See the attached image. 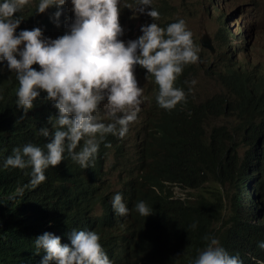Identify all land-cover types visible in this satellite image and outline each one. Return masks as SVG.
Returning a JSON list of instances; mask_svg holds the SVG:
<instances>
[{
    "label": "clouds",
    "instance_id": "clouds-1",
    "mask_svg": "<svg viewBox=\"0 0 264 264\" xmlns=\"http://www.w3.org/2000/svg\"><path fill=\"white\" fill-rule=\"evenodd\" d=\"M69 2L72 22L63 35L53 39L44 36L40 27L26 24L22 16H14L15 12L23 16L29 13L28 7L34 4L30 0H0V62L6 61L17 80L16 107L26 115L41 101L51 110L50 126L37 130L43 137L42 142L15 146L0 161V168L30 170L27 184L16 189L19 195L25 188H35L45 182L47 174L58 168L65 153V160L69 156L81 168H88L92 159L96 162L100 142L106 134L120 138L131 136L126 133L130 123L137 119L144 99L134 73L136 65L146 77L150 74L154 78L158 86L155 100L160 109L175 107L172 109L175 110L186 100L181 101L185 91L174 86V82L187 64L198 60V48L185 20L180 18L161 27L155 20L160 13L151 6L153 0H134L133 4L124 5L134 15L142 13L153 18L151 23L140 26V35L127 42L118 38L123 32L118 19L121 0H38L35 13H43L55 5L53 17L59 24L60 6ZM200 45L204 48L201 39ZM157 117L149 119L150 122ZM144 125L145 132L151 125L148 121ZM117 153L110 148L107 155ZM122 158L133 169L132 161L124 155ZM67 179L72 185L78 182L79 192L75 189L74 199L69 201L62 182L49 193L51 209L46 217L64 214L65 205H69V220L80 229L68 234L69 243L50 231L37 235L33 240L34 252L43 253L41 258L34 254L38 264H115L102 246L106 244L105 233L91 225L100 207L89 197L95 189L91 182H82L76 173ZM170 185L179 200L193 199L188 194L184 197L177 194L178 190L187 191L182 184ZM133 207L141 216L153 213L143 199ZM106 208L113 217L114 213L119 217L131 214L119 191L106 200ZM99 212L103 216L102 210ZM49 223L55 225V222ZM59 223L64 225V218ZM188 227L195 229L196 221ZM203 239L205 245L197 250L189 264H243L239 254H230L216 235L208 233ZM257 243L264 249V240ZM256 264L264 261L257 260Z\"/></svg>",
    "mask_w": 264,
    "mask_h": 264
},
{
    "label": "trees",
    "instance_id": "trees-1",
    "mask_svg": "<svg viewBox=\"0 0 264 264\" xmlns=\"http://www.w3.org/2000/svg\"><path fill=\"white\" fill-rule=\"evenodd\" d=\"M36 3L28 7V14L21 15L22 19H26L25 23L34 27L39 25L44 34L58 31L59 24L53 17L57 7L53 5L43 13H35ZM152 7L160 13L159 17L155 18L158 25L166 26L168 23L163 20L165 11L173 6L168 0H161ZM61 8H65L64 5H61L60 10ZM64 15L62 9L59 22L63 21ZM31 17H34L33 20ZM228 36L232 34L223 31L220 33L223 40ZM195 65L196 62L189 63L183 68L186 72L185 81L183 78L178 79V85L185 91L181 100H186L184 104L175 110H172L175 107L169 110L155 107L158 113L166 114L159 119L161 125L155 123L158 117L152 120L140 144L135 142L126 145L131 136L111 137L113 146L110 148H114L133 164V169L127 170L121 192L125 195L126 200H123L130 213L138 200L143 199L148 205L152 194V186H147L148 180L155 183L168 178L172 180L171 183L182 184L184 190L197 191L208 185L212 187V191L207 196L180 200L182 202L173 207V215H169V220L166 221L160 217L137 215L135 219H140L141 223L137 225L134 221V224L130 225L128 219L132 218L131 214L128 217H119L121 228L128 230L123 234L128 236V240L121 243L127 256L114 250L110 254L128 260L124 264H155L156 251L166 264H189L197 255V250L205 245L203 237L208 233L216 235L230 254H239L243 264L264 261V249L259 248L257 243L264 240V167L261 166H264V78L260 83L255 78L254 81L256 80L258 85L253 84L255 89H251L248 83L249 71L242 70L237 73L235 68L226 67L225 75L220 73L219 77L228 85L232 100L212 98L198 102L190 91V83H186L190 72H195ZM150 77L153 78L151 75ZM16 88L17 80L5 63L0 67V140L3 141L0 144V161L10 154L15 146L29 142L41 143L40 139L43 137L37 130L48 125V117L51 115L50 107L41 101L36 103L31 112L22 115L15 104ZM230 111L239 116L241 142L248 147L245 153L241 152V145L230 129L222 126L211 127L207 124L208 120L226 116ZM110 148L100 149L99 157L106 156ZM133 152L137 155L135 160L131 158ZM66 160V165L62 162L58 168L51 170L46 181L38 187L25 188L27 193L24 197L17 194L16 189L27 184L30 170L0 168V264H35L34 260L37 259L34 255L33 236L27 229L35 230L37 226L27 223L25 215L29 221L32 215H35L38 221L46 217L51 209L49 193L62 182L66 195L71 193L67 171L74 173L78 168L69 156ZM152 163L156 168L149 169ZM95 164L101 166L102 161ZM259 167L261 170H258ZM92 182L95 189L92 192L93 201L97 203L101 199L99 194L103 191ZM9 185L12 187H7ZM11 192H14L16 197L12 198ZM158 193L160 196L157 205L159 206L160 202L163 206L162 185ZM260 217H263L262 220ZM94 220L91 225L105 233L106 239H112L111 233L117 237L118 228L113 227L112 223L103 219L102 224L98 226ZM193 221H196L195 229L188 227ZM113 241L115 249H118V242ZM106 245L109 246L107 241Z\"/></svg>",
    "mask_w": 264,
    "mask_h": 264
},
{
    "label": "rangeland",
    "instance_id": "rangeland-1",
    "mask_svg": "<svg viewBox=\"0 0 264 264\" xmlns=\"http://www.w3.org/2000/svg\"><path fill=\"white\" fill-rule=\"evenodd\" d=\"M30 1L36 3L38 0ZM159 1L161 0H153V4ZM168 2L175 8L169 11L170 19L177 20L183 18L185 20L187 28L191 30L193 34L192 38L194 44L198 48V60L196 61L195 72L191 76V82L189 84L193 97L198 102H204L212 98L231 101L230 90L225 82L220 79L219 74L221 72L219 69L221 68L224 70L226 67L233 68L232 61H234L236 65H242L244 70H250V65H252L251 59H253L254 65L257 63L254 70L257 75L260 74L264 66V0H168ZM226 2H228V4ZM126 3L133 4L134 0H121V3L118 5V19L123 29L122 35L118 38L125 42L129 39H135L141 34L140 26L142 24L151 23L153 21V18L146 14L136 13L134 15L132 9L124 6ZM220 4H222L223 9H221ZM216 8H219V10H216ZM68 10L67 12V10L64 9L67 15L62 22H59L60 29L56 32H49L44 36L54 39L63 35L65 31L68 30L66 26L72 22L73 18L70 2L68 4ZM232 13L234 19L231 18ZM220 19L235 32L234 36H228L226 40L220 37V33L223 30L229 34L231 33L227 28L222 26ZM235 21H237V23H234ZM135 24L138 26L132 28ZM202 34H207L211 38L214 54L210 53L208 49L201 47L200 39ZM134 73L138 86L143 89L142 96L144 99L140 106V112L142 111L141 119L137 116V119L130 123L126 135L131 134V139L126 145L135 143L136 140L133 133L137 132L139 136L142 135L145 127L144 124L155 115H159L155 107H152L154 94L151 92V89L153 82L148 79L150 78L149 76L146 77L145 74L143 75L139 65L135 66ZM192 81L195 82L192 83ZM156 108L161 107L158 106ZM140 112L138 114H140ZM207 124L211 125V127L222 126L230 129L241 145V152L245 153L248 149V147L241 142L242 129H240L239 116L236 112L226 116L221 115L219 117H214L208 120ZM65 156H67L66 153L61 162L66 165L68 161L65 160ZM136 157L137 155L133 152L132 158L136 159ZM113 163L114 157L110 158L106 163L107 173L104 176V189H102L104 198H110L116 191L120 192L121 174L111 171V165ZM71 164L74 163L71 162ZM211 191L212 187L206 186L198 191L178 190L177 194L182 197L191 194V196H193L192 198L195 199L200 195L207 196ZM100 210V207H98L97 211L99 212Z\"/></svg>",
    "mask_w": 264,
    "mask_h": 264
},
{
    "label": "bare ground",
    "instance_id": "bare-ground-1",
    "mask_svg": "<svg viewBox=\"0 0 264 264\" xmlns=\"http://www.w3.org/2000/svg\"><path fill=\"white\" fill-rule=\"evenodd\" d=\"M164 2H166L167 0H163ZM230 2H232V1H230ZM227 4H228V2H226ZM68 4L69 3H66V4H64V7H65V9L67 10V12L69 11L68 10ZM232 4V3H231ZM55 6V5H54ZM61 7V6H60ZM220 7H221V9H223V6H222V4H220ZM235 8V7H234ZM56 9V8H55ZM62 9H64V8H61V10ZM175 8L174 7H168V9H166V11H165V18H163V20L165 21V22H167V23H171V22H173V21H175V20H171L170 18L171 17H169V11L170 10H174ZM228 9V8H227ZM216 10H219V8L217 9L216 8ZM215 10V11H216ZM236 10V9H235ZM200 11V10H199ZM28 14V13H27ZM218 14V13H217ZM222 14V13H221ZM228 14H230V13H228ZM21 15H23L22 13H20V12H15L14 13V16H21ZM66 15H67V13H66ZM30 16V15H29ZM69 16V15H68ZM229 16V15H228ZM228 16H227V18H228ZM64 17H65V15H64ZM216 17H217V15H216ZM29 17H27V19H28ZM32 18V20H33V18L34 17H31ZM72 18V17H71ZM214 18V17H213ZM231 18L232 19H234V16H233V13H232V15H231ZM25 19V18H24ZM180 19V18H179ZM29 20V19H28ZM48 20V19H47ZM25 21H26V19H25ZM31 21V20H30ZM160 21H162V20H160ZM170 21V22H169ZM220 23L222 24V26L223 27H225V28H227L230 32H231V34L234 36L235 35V32L233 31V30H231V28H230V26H228L224 21H222L221 19H220ZM29 22V21H28ZM32 22V21H31ZM30 22V23H31ZM47 22V21H46ZM70 22H71V20H70ZM34 23V22H33ZM35 23H36V21H35ZM34 23V24H35ZM234 23H237V21H235ZM27 24V23H26ZM40 24H42V23H40ZM43 24H45L44 22H43ZM42 24V25H43ZM38 25V24H37ZM36 25V26H37ZM167 25V24H166ZM31 26H32V24H31ZM138 25H134L132 28H136ZM164 26H165V24H164ZM32 27H34V26H32ZM38 27H39V25H38ZM64 27V26H63ZM237 35V34H236ZM205 36H207L209 39H210V43H212V40H211V38L207 35V34H202V37H205ZM241 48H242V46H241ZM1 63V65H0V67H2L5 63H6V61H4V62H0ZM251 64L252 65H250V70H247V71H249V73H248V76H249V85H250V88L251 89H255V87H254V85L253 84H255V85H258V84H256V80L254 81V79L256 78V76H258V78H259V83L262 81V79L264 78V66H263V68L261 69V72H260V74H256V72H255V70H254V67L256 66V64L254 65V60L253 59H251ZM232 65H233V68H235V71L237 72V73H240L242 70H244V68H243V66H238V65H236V63L234 62V61H232ZM141 69L143 70V71H145V69L144 68H142L141 67ZM220 70V72H221V74H224L225 75V71L223 70V69H219ZM146 72V71H145ZM194 74V71H191L190 72V74H189V76H187V78H186V83H190L191 81H190V78H191V76ZM185 75H186V72H185V70L183 69V71L181 72V74H179L178 76H177V78H176V81L174 82V86H177V87H180L179 85H178V79H180V78H183L184 79V81H185ZM149 77H150V75H148ZM148 79H150L152 82H153V85H152V89H151V92L154 94V96H153V100H152V107H158V105H157V102H156V100H155V95H156V90H157V88H158V86L156 85V83H155V81H154V78H148ZM227 85V84H226ZM261 85V84H260ZM228 86V85H227ZM229 88V87H228ZM230 90V89H229ZM261 95H263L262 94V92H261ZM148 101H149V99H148ZM147 101V102H148ZM237 101V100H236ZM238 101H240V100H238ZM232 103V102H231ZM239 103V102H238ZM38 104V103H37ZM40 104V103H39ZM44 104V103H43ZM150 104V103H149ZM40 106V105H39ZM39 106H37V108L39 107ZM41 106H43V105H41ZM48 107V106H47ZM36 108V109H37ZM43 108V107H42ZM45 108H46V106H45ZM44 108V109H45ZM35 109V108H34ZM39 109V108H38ZM43 109V110H44ZM40 110H42L41 109V107H40ZM36 111V110H35ZM147 111H149V110H147ZM31 112V111H30ZM38 112V111H37ZM144 112V111H143ZM160 112V111H159ZM39 113V112H38ZM33 114V113H32ZM34 114H36L35 112H34ZM160 115H158V118L155 120V123L157 124V125H161L162 124V122L159 120L160 119V117H162V116H164V115H166V114H163V113H159ZM41 115V114H40ZM141 115H142V111L140 112V114H138L137 116H138V118L139 119H141ZM41 116H39V118H40ZM0 122H2V119H1V117H0ZM41 122V121H40ZM148 122H149V124L151 123L150 122V120H148ZM34 125V124H33ZM140 127H142V126H140ZM33 128H35V127H33ZM38 128V127H37ZM35 130V129H34ZM33 130V131H34ZM34 134H35V132H34ZM37 134V133H36ZM133 135H134V137H135V140H136V143L137 144H140L141 143V138H140V136H139V134L137 133V132H135V133H133ZM37 136V135H36ZM34 137V136H33ZM111 137H117V138H120V137H118V136H114V135H112V134H110V135H107L106 134V136H105V138H104V140H102L101 142H100V146H99V149H98V152H97V154H96V157H95V161L96 162H99V161H102V165L101 166H98V165H96L95 164V162L93 161V159H92V162L90 163V165H89V167L88 168H81L77 163H75V166L78 168L77 170H75V172L74 173H72L71 171H67V174L69 175V176H74V174L76 173L78 176H80V178L82 179V182L83 181H88V182H92L93 181V179H95L92 183H93V185H95L96 187H98V188H100V189H104V181H105V179H104V176L106 175V173H107V169H106V163L109 161V159L110 158H112V157H114V163L111 165V171L112 172H115V173H118V174H121V176H120V182H121V185H120V192H122V187H123V185H124V183H125V176H126V174H127V170L128 169H130V167H128L125 163H123V158H122V156L119 154V153H117V154H112V155H106V156H104L102 159L100 158V157H98V153H99V150L100 149H102V148H110L111 146H113V143H112V141H111ZM125 137V136H124ZM157 137V136H156ZM41 138V137H40ZM38 140V139H37ZM39 141V140H38ZM40 141H42L41 139H40ZM3 142V141H2ZM1 142V140H0V144L2 143ZM264 142V141H263ZM120 144V141H119V143H118V145ZM122 147V146H121ZM126 148V147H125ZM127 149V148H126ZM122 150V149H121ZM124 150V149H123ZM122 150V151H123ZM128 151H129V149H128ZM125 152V151H124ZM4 153V152H3ZM100 155V154H99ZM152 162V161H151ZM251 163H252V161H250ZM258 162H260V161H258ZM261 163V162H260ZM264 163V162H263ZM250 164V163H249ZM254 164V163H253ZM258 164V163H257ZM59 165H62V162L59 164ZM256 165V164H255ZM254 166V165H253ZM257 166V165H256ZM255 166V167H256ZM260 166V165H259ZM262 167H264L263 165H261ZM258 167V166H257ZM261 167V168H262ZM75 168V167H74ZM153 168H156L154 165H153V163L151 164V166L149 167V169H153ZM16 169H18V168H13V170H16ZM260 169V167L258 168V170ZM261 170V169H260ZM262 170L264 171V169L262 168ZM174 172V171H173ZM172 172V173H173ZM261 172V171H260ZM63 173H65V171L63 172ZM171 173V174H172ZM257 173V172H256ZM264 173V172H263ZM260 175H261V173H260ZM264 180V179H263ZM99 181H101V182H99ZM171 181L172 180H170V179H168V178H166L164 181H162V182H155V183H150V181L148 180V184H147V186H152V194H151V197H150V200H149V202H148V207L152 210V214H149L147 217H151V216H155V217H160L162 220H164V221H166V220H169V215H173V212H174V210H173V207H175V206H177V204L179 203V202H182V201H180L173 193H172V191L174 190V188L170 185L171 184ZM81 183V182H80ZM71 188H72V191H71V193L70 194H68V195H66V198L69 200V201H72L73 199H74V194H75V189L76 190H78V192H79V189H80V185L78 184V182L76 181L75 182V185H72L71 183H69L68 184ZM162 185V189H163V191H164V205L162 206L161 204H160V202H159V206L157 205V201H159V196H160V194L158 193L159 192V189H160V186ZM146 186V187H147ZM206 186H208V185H206ZM206 186H203V188L204 187H206ZM7 187H12V186H7ZM145 187V188H146ZM258 188H259V186H257ZM31 188V187H30ZM127 188H129L128 186H127ZM144 188V189H145ZM32 189V188H31ZM202 189V188H201ZM200 189V190H201ZM260 189V188H259ZM143 190V189H142ZM198 191V190H197ZM260 191V190H259ZM27 192L26 191H24L23 192V197H24V195L26 194ZM259 193V192H258ZM10 195H11V197L12 198H14V197H16V194L14 193V192H11L10 193ZM100 196H101V199L98 201V203H99V205H100V207H101V210H102V213H103V216H102V214H100V212H98V211H96L95 213H96V215H98V217L97 218H95V223L99 226V225H101L102 224V220L103 219H106L107 221H109L110 223H112V226L113 227H117L118 228V235H117V237H115V234L114 233H111V238L112 239H105L108 243H109V246H107L106 244H102V246L104 247V249H105V251L106 252H108V254H110V252H112V250H114V252H119L121 255L123 254L125 257L127 256V254L125 253V251H124V249L122 248V242L123 241H126V240H128L127 238H128V236H123V234H125L126 232H128V230H125V229H123V228H121V226H120V224H119V222H118V219H119V215H117V214H115L114 213V218H112L111 216H110V214H109V211L107 210V208H106V200H110V198H104L103 197V193H100L99 194ZM252 195V194H251ZM40 197H43L42 195H40ZM83 197V194L80 192V198H82ZM91 199H93V197H94V195L93 194H91L90 196H89ZM122 198H124V200H126L125 199V195H122ZM104 199V200H103ZM245 199V198H244ZM94 200V199H93ZM246 200V199H245ZM95 203V202H94ZM69 211H70V207H69V205H65V213L64 214H62V215H58V216H56V217H53V218H47V217H44V218H42L40 221H38V220H36V218H35V215H32V217H31V220L29 221V219L27 218V215H25V217H26V220H27V223H32V224H35L37 227H36V229L35 230H32V229H27V232L28 233H30V234H32V236H33V240H34V238L37 236V235H39V234H42L44 231H50V232H53L54 234H56V235H59L60 237H63V238H65L68 242L67 243H69V240H68V234L73 230V229H80V228H76V224L73 222V221H70L69 220ZM114 212V211H113ZM131 215H132V218L131 219H128V222L130 223V225H132V224H134V221L136 222V224L138 225V224H140L141 222H140V219L139 220H136L135 218H136V216L137 215H139L140 217H141V215L140 214H138V212H136V210L135 209H133V211H132V213H131ZM62 218H64V225H61V223H59L60 221H61V219ZM262 218L263 217H260V219L262 220ZM49 222H55V225L53 226L51 223H49ZM132 223V224H131ZM260 226H262V223H260ZM81 228H84V227H81ZM87 229H91L90 227H87ZM92 230V229H91ZM182 238H183V236H182ZM260 238V237H259ZM33 240H32V243H33ZM113 240H116V242H118V249H115V244H114V241ZM33 248H34V244H33ZM107 248L109 249V250H107ZM35 251V250H34ZM139 251V250H138ZM35 253V252H34ZM36 255H38L40 258H41V256L43 255V253H39V254H37V253H35ZM140 254H143V253H140ZM155 256H156V263L155 264H166L165 262H164V260H163V258H162V256L156 251L155 253ZM249 255V254H248ZM247 255V256H248ZM250 256V255H249ZM244 257V256H243ZM246 258V257H245ZM109 259L113 262V263H119V264H124V263H126L128 260H122V259H124V258H119V256H109ZM243 259V258H242ZM249 259V258H248ZM23 261V260H22ZM248 261V260H247ZM250 261V260H249ZM34 263L35 264H38V260H34ZM20 264H25V263H20Z\"/></svg>",
    "mask_w": 264,
    "mask_h": 264
},
{
    "label": "water",
    "instance_id": "water-1",
    "mask_svg": "<svg viewBox=\"0 0 264 264\" xmlns=\"http://www.w3.org/2000/svg\"><path fill=\"white\" fill-rule=\"evenodd\" d=\"M201 44L204 48L209 49L212 54H214V48L212 46V43H210V39L205 36L201 38Z\"/></svg>",
    "mask_w": 264,
    "mask_h": 264
}]
</instances>
